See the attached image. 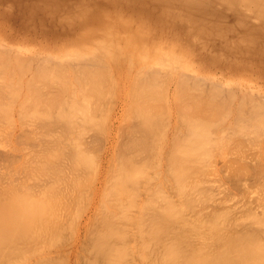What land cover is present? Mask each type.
<instances>
[{"label":"bare ground","instance_id":"bare-ground-1","mask_svg":"<svg viewBox=\"0 0 264 264\" xmlns=\"http://www.w3.org/2000/svg\"><path fill=\"white\" fill-rule=\"evenodd\" d=\"M12 108L34 145L0 176V258L87 192L84 264L137 236L152 264H264V0H0L7 127Z\"/></svg>","mask_w":264,"mask_h":264},{"label":"rangeland","instance_id":"rangeland-1","mask_svg":"<svg viewBox=\"0 0 264 264\" xmlns=\"http://www.w3.org/2000/svg\"><path fill=\"white\" fill-rule=\"evenodd\" d=\"M12 109H13V108H12ZM17 109H19V108H17ZM12 111H13V112H12V115H11V116H13V117L15 116V117L12 119V122H11V123H13V122L16 121V122L13 124V125H14V126H13V127H14V130L12 129V130H13L12 133H10L11 131L9 132V130H11V128H13V127H12V124L10 125V123L8 122L9 125H10L11 127H9V125H8V127H7V126H6V122H5V124H4V122H3V121H5V120L0 121V122H3V124H4V126H3L2 123H1L2 127H1V125H0V133H4V134H1V135H0V140H1V141H0V164H1V165H0V173H1L0 176H2V172L5 171V169L7 170V169H9V168H14V165H15V164L17 165V163H19V161H21V155H20L19 153H22V154H23L24 152H23V151H20V148H22L21 150L25 149L24 151L27 152V151H29L28 149L30 148V146L33 148V145H34V144H32V143H34V142H33V141L31 142L32 139H29L30 137L28 136V135L32 134V132H31L30 134H28V132H27L28 135L24 136L26 133L23 132V133H24V135H23V133H22L21 131H19V127H21L22 125H23L24 128L27 126L26 129H27L28 127H30L29 129H32L33 127H32V125H30V124H33L32 122H33L34 117H31V116H30L31 118H33L32 121L30 120V119H31L30 117H29V119H28L29 121H28V120H26V121L24 120L26 124H29V125H30V126H29V125H26L25 123H24V124L19 123L20 118H21V121H23V120H22V117H19V121H18L17 118H18V116H20V114H19V115L17 114V112L19 113V111H18V110L16 111V108H15V110L13 109ZM14 111H15L16 113H15ZM14 113H15V114H14ZM13 114H14V115H13ZM17 115H18V116H17ZM11 116H10V118H11ZM10 118H9V120L11 121ZM23 118H24V117H23ZM25 118H27V117H25ZM14 119H15V121H14ZM27 122H28V123H27ZM29 122H30V123H29ZM8 123H7V124H8ZM18 123H19V124H18ZM20 124H22V125H20ZM2 128H3V129H2ZM26 129L23 130V131H26ZM1 130H3V132H2ZM6 130H7V132H6ZM18 131H19V133H18ZM27 131H28V129H27ZM33 131H34V129H33ZM20 132L22 133V138H24V137L26 138V139H25V138L23 139L24 141L22 140V138L20 139V137H18L19 134H20L19 136H21V133H20ZM29 132H30V131H29ZM7 133H10V134H8V136H7ZM17 133H18V134H17ZM13 134H15V135H13ZM16 134H17V135H16ZM2 135H3V136H2ZM4 136H6V137H4ZM23 136H24V137H23ZM2 137H3V138H2ZM27 137H28V139H27ZM31 137H32V135H31ZM33 137H34V136H33ZM17 138H18V139H17ZM12 139H13V140H12ZM16 140H17V141H16ZM20 140H22L21 143L18 142V141H20ZM33 140H35V139L33 138ZM14 141H15V142H14ZM26 141H27V142L29 141V142L26 143ZM3 142H4V143H3ZM24 142L26 143V145H25ZM16 143H17V144H16ZM22 143H24V144H22ZM29 144H30V145H29ZM31 144H32V145H31ZM19 145H20V146H19ZM24 145H25L26 148L24 147ZM27 146H28V147H27ZM16 147H17V148H16ZM18 149H19V150H18ZM30 149H31V148H30ZM17 150H18V151H17ZM4 153H5V155H4ZM6 153H7L8 155H7ZM12 153H13V154H12ZM2 154H3V155H2ZM9 155H11L10 158H8ZM12 155H13V156H12ZM16 155H17V156H16ZM2 156H3V157H2ZM18 156H19V157H18ZM7 158H8V159H7ZM15 158H16V160H15ZM17 158H18V159H17ZM5 159H7V160H5ZM11 159H13L14 162H11V163H10V160H11ZM13 160H12V161H13ZM5 161H6V162H5ZM8 161H9V162H8ZM1 162H3V164H2ZM5 163H7V164L9 163L8 165H9L10 167L8 168V165L5 164ZM10 164H12V165H10ZM2 165H3V166H2ZM6 165H7V168L5 167ZM11 166H12V167H11ZM4 167H5V169H3ZM10 170L13 171L12 169H10ZM30 173H31V171H30ZM85 175H86V174H85ZM1 178H2V177H0V179H1ZM83 178H84V177H83ZM3 179H5V178H3ZM3 179H1V181H3ZM31 180H32V179H31ZM31 180H30V182H31ZM1 181H0V182H1ZM27 181H29V180H27ZM86 181H87V178H86ZM3 182H4V181H3ZM3 182H2V183H3ZM84 182H85V181H84ZM26 183H27V182H26ZM28 183H29V182H28ZM31 183H32V182H31ZM86 183H87V182H86ZM86 183H85V184H86ZM4 184L6 185V183H4ZM0 185H1V188H2V187H3V184L0 183ZM29 185H32V184H28V187H29ZM26 186H27V184H26ZM86 187H88V186H85L84 188H86ZM31 188H32V186L29 187L28 190L31 189ZM25 189H27V187H26ZM25 189H24V190H25ZM28 190H26V192H27ZM32 190H33V188L31 189V191L28 192L29 195H30V192H32ZM86 191H88L87 188H86ZM22 192H23V191H22ZM22 192H21V194H23V196H27V195H25L26 192H25V193H24V192L22 193ZM28 193H26V194H28ZM85 194H87V192H84V193H83V196H84ZM83 196H82L81 199L79 200V204H78V202L75 204L76 200H75V202L72 201V200H70V201L74 202V203H72V202L69 203V204H72V206L69 205V208H68V207H67V208H63V210H62V208H58V207H59L58 203H57V204L55 203V204L57 205V207H56V205H55V206H52V207H49V206H50V205H49L48 207H49L50 209H49V208H46L47 210H46L45 213L47 214V216H50V212H54V214H51V216H52V215H55V212H56V213L58 212V215H59V212H61V211H65L64 209H68V211H66L65 213L68 212V215H69V216H68V215H67V216H68L69 218L72 219V220H70L71 222L68 223L69 226H67V224H66L67 222L64 223L65 221L68 220V218H67V220L64 219L65 221L61 220V222L63 221V223H64L65 225H63V224L60 225V224H59L60 228H61V226L63 225V227H64V228L62 227L63 229H62V228L60 229L59 226H58V228L55 226L56 224L58 225V223H59L60 220H57V223H56V224H55V222H52V223H51L52 218H50L51 221L49 220V221H50L49 223L52 224V225H51V226H52L51 228H54L53 226H55L54 230H56V229L59 230V231L57 230V231H58V232H57V231H54V230L52 229V230H53V231H51L52 234L54 235V232H57V234H63V233H64V234L66 235V236L64 235V238H63L64 240H63L62 237H61V236H63V235H59V238H58V235L56 236L57 238H56V237L54 238V237H52V235H50V233H51V232L49 231V230H51L50 225H49V227H47V228L44 226V228H46L47 230H48V228H49V230L46 231V232H45V231H42V232H41L42 235H41V234L39 233L40 231L38 232V230H40V229L42 230V228H40V227L38 228V226H39V224H40V223H39V224H37V229H38V230H34V228L36 229V226H35V225H34V228L32 227L33 229L31 228L32 230L36 231L37 233H39V234L41 235V238H39L38 240L36 239V243L33 242V244H30V246H28V247H31V248L34 246V247L32 248L33 250H31V249H29V248H28L29 251H28L27 249H24L25 246L27 247V245H28V241H27V243H26L27 245L25 244V246H21L22 248H23V247H24V248H23V249L21 248L22 250H21V249L19 250L20 252H21V251H23V252L25 251L24 253L22 252L23 254H22V253L19 254V251H17L16 249H14V250H16L17 252H16V251H15V252H14V251H11V249H12V248H11V249H10L11 253H9V252H8V253H5L6 255L3 253L4 256H3L2 258H0V259H1L0 264H29V262H31V260H36V261L38 262L39 260H37V258L43 257V258L45 259V256H46V257L48 256V258H49L50 256H52V257L55 256L56 258L58 257L59 259H62V258H63L62 261L59 260L62 264L64 263V262H63L64 258H65L64 261H66L65 264H81V262H83V264H84V261H85L84 258H88V259H89V257H91L90 259H93L92 256H89L90 254H86V253H84L85 251L88 253L87 248H88L89 245H90V239H89V238H90V236H91V233H90V236L88 235L89 238L86 236L87 234L85 235V233H84V236H86V239H85V237H83V234H82V233H81L82 235L80 234L81 237H80V235L78 236V235L76 234L77 231H78V229H79V227H80L81 225H83V222L86 220V219H85L86 216L89 214V213L87 214V212H86V211H87V208H86V207L88 206V201L86 200V199H87V198H86L87 195H85L84 198H83ZM50 198H51V196H50ZM64 200H65V202H67V201L70 202V201L67 200V199H64ZM66 200H67V201H66ZM81 200H82V201L85 200L84 203H82ZM86 201H87V202H86ZM68 202H67V205H66V206H68ZM50 203H51V205H53V204H52V201H50ZM53 203H54V202H53ZM80 203H81V205H80ZM86 203H87V204H86ZM83 204H84L85 206H83ZM46 205H47V204H45L44 208L47 207ZM86 205H87V206H86ZM82 206H83V207H82ZM53 207H54V208H53ZM60 207H61V206H60ZM71 207H73V208H71ZM78 207H80V208H78ZM70 208H71V210H70ZM84 208H85V209H84ZM58 209H61V211H59ZM83 209H84V210H83ZM50 210H51V211H50ZM54 210H55V211H54ZM253 210H254V209H253ZM255 210H260V209H259V208H258V209L256 208ZM42 211H43V210H42ZM44 211H45V210H44ZM70 211H71V212H70ZM81 211H82V212H81ZM84 211L86 212L85 214H84ZM45 213H44V216H42V217H45V216H46ZM65 213L62 212L61 215H64ZM74 214H75V215H74ZM81 214H82V215H81ZM42 215H43V214H42ZM65 215H66V214H65ZM65 215H64V218L66 217ZM47 216H46V217H47ZM82 216H83L84 218H83ZM58 217H59V216H58ZM62 217H63V216H62ZM62 217H61L60 219H63ZM58 219H59V218H58ZM74 219H75V220H74ZM83 219H84V221H83ZM42 220H43V219H42ZM46 221H48V218H46ZM54 221H56V220L54 219ZM73 221H74V223H73ZM75 221H77L78 223H76ZM79 221H80V222H79ZM94 221H95V219L93 220V223H92V222H90V220H89V223L87 222L86 225H88V227H89V224H92V225H93V224L96 223V225L98 226V224H97V220H96L95 222H94ZM226 221H227V220H226ZM226 221H225V222H226ZM42 222H45V219H44V221H42ZM42 222H41V223H42ZM61 222H60V223H61ZM68 222H69V221H68ZM220 222H221V221H220ZM223 222H224V221H223ZM223 222L218 223V224L221 226V225H223V224L225 223V222H224V223H223ZM47 223H48V222H47ZM47 223H45V224H47ZM53 223H54V224H53ZM72 224H74L76 227H75L74 225H72ZM79 224H80V225H79ZM216 224H217V223H215V224L213 225V227H216V226H215ZM218 224H217V225H218ZM40 225H42V224H40ZM47 225H48V224H47ZM90 226H91V225H90ZM93 226H94V225H93ZM93 226H91V227L88 229V232L90 231V229H91V230L94 229ZM28 227H29V226H28ZM41 227H43V226H41ZM71 227H72V228H71ZM73 227H74V229H73ZM92 227H93V228H92ZM204 227H207V225L204 226ZM217 227H219V226H217ZM217 227H216V228H217ZM29 228H30V227H29ZM44 228H43V229H44ZM200 228H201V227H200ZM76 229H77V230H76ZM201 229H204L203 226H202ZM44 230H45V229H44ZM60 230H61V231L63 230V231H62L61 233H59ZM71 230H72V231H71ZM73 230H74V231H73ZM75 230H76V232H75ZM36 232H32V231H30V229H29V231L27 232V233H29V234H27L26 237H28V236L30 235V233H36ZM44 232H45V233H44ZM71 232H72V233L74 232L73 235L71 234ZM37 233H36V234H37ZM129 233H130V232H129ZM39 234H38V235H39ZM55 234H56V233H55ZM130 234H131V233H130ZM33 235H34V234H33ZM33 235L31 234L30 236H33ZM38 235H37V236H38ZM40 235H39L38 237H40ZM43 235H44V236H43ZM46 235H47V236H46ZM48 235H49V236H48ZM70 235H71L72 238L70 237ZM126 235H127L126 237H125V235H124L125 238H128V236H129V238H131V236L128 234V232L126 233ZM37 236L34 235V237H36V238H37ZM54 236H55V235H54ZM74 236H76V237H74ZM208 236H209V235H206V237L204 236V238L206 239V238H208ZM26 237H25V239H26ZM68 237H69V238H68ZM137 237H138V236H137ZM137 237H136V239H135V238L133 239V240H134V243L137 241V243L134 244L133 247H131V244H133V242H132L133 240H130V239H129L128 242H129V241H130V242H129V243H126L127 240H126L125 238H124L125 241L122 239V240H123V241L121 240L122 242H119V243L115 244L116 249H117V246H116V245H120V249H121V246H122V245L124 246L125 243L128 244V245L130 244V248H132V249H131V252L128 251L127 253H130L132 256H133V253H134V256L132 257L131 255L128 254V257L130 256V257L128 258L127 255H126L127 253L125 254V253L123 252V254H122L123 256H122V257H125V259H123L122 261H123V262H124V261H125V262L129 261L128 263L131 262L130 264H146V263H145V260H146V262H147L148 264H152L151 261H152L153 258H154V256H152V254H155L153 251H155L157 245H159V244H157V243L155 242V240H153L152 238H151V239H152L151 242H150V241L148 242V240H146V238H147L146 236L142 237V238H144V239L140 238V236H139L140 239H142V240H146V241H147V242H145V241L143 242V243H147V244H143V243H142L143 246H144V245L148 246V250H147V251H149V250L151 251V248L153 249V247L155 248V249H153V250L151 251V255H150V254H149V255L147 254V258H148V260H147V259H145V258H146V253H147V252H146V253H142V252L146 251V250H144V249H147V248H146L145 246H144V247H145V248H144V247L141 245V242H140V239H139V238H138V240H139V242H138ZM209 237H210V236H209ZM30 238L32 239V237H30ZM30 238H28V239H26V240H29ZM60 238H61L62 240H60ZM74 238H76V239H74ZM80 238H81V239H84V241H82ZM25 239H24V240H25ZM33 239H34V238H33ZM40 239H41V240H40ZM52 239H53V240H52ZM88 239H89V240H88ZM131 239H132V238H131ZM147 239H150V238H147ZM193 239H195V238H193ZM201 239H203V238H199V239H195V240H196V241L199 240V242H200V241H202ZM205 239H204V242L207 241V239H206V240H205ZM212 239H213V238H211V240H212ZM24 240H23V241H24ZM72 240H74V241H72ZM142 240H141V241H142ZM209 240H210V238H209ZM209 240H208V242H209ZM32 241H33V240H32ZM32 241L29 240L30 243H31ZM48 241H49V242H48ZM51 241H53V243H51ZM78 241H79V242H78ZM115 241H119V240H115ZM152 241H154V242H153L154 244H152ZM82 242H83V243H82ZM197 242H198V241H197ZM208 242H207V243H208ZM211 242H212V241H211ZM20 243H21V244L23 243V245H24L25 241H24V242H20ZM20 243H19V244H20ZM43 243H44V244H43ZM49 243H50V244H49ZM61 243H62V244H61ZM68 243H69V245H68ZM72 243H73V244H72ZM74 243H75V244H74ZM77 243L79 244V246H77ZM122 243H124V244H122ZM138 243H139V244H138ZM150 243L153 245V247L151 246ZM155 243H156V245H155ZM35 244H36V245H35ZM46 244H47V246H45ZM66 244H67L68 246H67ZM70 244H71V245H70ZM137 244H138V245H137ZM149 244H150V245H149ZM31 245H32V246H31ZM75 245H76V247H75ZM80 245H81V246H80ZM128 245H126V246H128ZM136 245H137V246H136ZM140 245L144 248V249L141 248V249H143V251H141L142 256H141V253H140V250H141V249L139 250V248H140L139 246H140ZM205 245H206V244H205ZM40 246H41V247H40ZM43 246H44V247H43ZM65 246H67V247H65ZM123 246H122V247H123ZM155 246H156V247H155ZM37 247H38V248H37ZM70 247H71V248H70ZM86 247H87V248H86ZM135 247L138 248V253H140V255L137 254V250L135 249ZM34 248H36V249L34 250ZM68 248H69L70 250H69ZM74 248H76V249H74ZM84 248H85V249H84ZM125 248H128V249L130 250L129 247H125ZM149 248H150V249H149ZM4 249H5V248H4ZM90 249H92V247H90ZM116 249H115V250H116ZM26 250H27V251H26ZM30 250H31V251H30ZM65 250H66V251H65ZM81 250H82V251H81ZM88 250H89V249H88ZM115 250H114V251H115ZM122 250H124V249L122 248ZM132 250H134V251L136 250V251L133 252ZM38 251H39V252H38ZM67 251H68V252H67ZM124 251H126V250H124ZM12 252H13V253H12ZM29 252H30V253H29ZM70 252H71V254H70ZM74 252H76V253H74ZM91 252H93V250H92ZM91 252H90V253H91ZM115 252H116V251H115ZM115 252H114V254H112L113 257H114V255H115ZM132 252H133V253H132ZM17 253H18V255H16ZM33 253H34V254H33ZM112 253H113V252H112ZM117 253H120V252H117ZM121 253H122V252H121ZM8 254H9V255H8ZM13 254H15V256H14ZM54 254H55V255H54ZM92 254H93V253H91V255H92ZM124 254H125V256H124ZM135 254H136V255H135ZM11 255H12V256H11ZM31 255H33V256H31ZM57 255H58V256H57ZM72 255H73V256H72ZM83 255H85V256L87 255V256H86V257L84 256V258H83ZM28 256H29V257H28ZM60 256H61V258H60ZM88 256H89V257H88ZM115 256H116V255H115ZM136 256H138L139 258L136 257ZM143 256H144V257H143ZM151 256H152V258H150ZM5 257H7V258H6V259H3V258H5ZM9 257H10V258H9ZM24 257H26V258H24ZM131 257H132V258H131ZM142 257H143V258H142ZM22 258H23V259H22ZM31 258H32V259H31ZM120 258H121V257H120ZM127 258H128L129 260H127ZM130 258H131V259H130ZM149 258L151 259V260H150L151 263H149ZM2 259H3V260H6V261H3ZM24 259H25V260H24ZM40 259H42V258H40ZM44 259H43V261H44ZM49 259L52 260L51 257H50ZM53 259H55V258H53ZM83 259H84V260H83ZM88 259H87V261L90 260V259H89V260H88ZM143 259H144V260H143ZM46 260H47V259H46ZM93 260H94V259H93ZM93 260H90V261L93 262ZM36 261H34V262H36ZM41 261H42V260H41ZM52 261H53V260H52ZM55 261H58V260H55ZM74 261H75V262H74ZM90 261H89V262H90ZM77 262H78V263H77ZM125 262H124V264H125ZM85 263H86V262H85ZM87 263H88V262H87ZM87 263H86V264H87ZM128 263H127V264H128ZM31 264H32V262H31ZM34 264H35V263H34ZM58 264H60V263H58Z\"/></svg>","mask_w":264,"mask_h":264}]
</instances>
